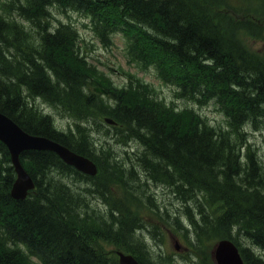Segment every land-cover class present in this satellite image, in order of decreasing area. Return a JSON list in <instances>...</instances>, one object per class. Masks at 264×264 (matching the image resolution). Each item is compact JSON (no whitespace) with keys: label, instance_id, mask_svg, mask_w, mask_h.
<instances>
[{"label":"trees","instance_id":"16d2710c","mask_svg":"<svg viewBox=\"0 0 264 264\" xmlns=\"http://www.w3.org/2000/svg\"><path fill=\"white\" fill-rule=\"evenodd\" d=\"M230 2L9 0L5 14L0 11V112L27 133L88 157L98 174H80L52 152H24L20 160L35 189L25 200H13L14 174L0 143V264H119L103 245L132 254L140 264H174L162 256L150 259L141 237L148 226L135 208L150 198V185L181 204L187 224L172 220L193 264H212L209 250L222 238L240 245L245 264H264L239 243L244 239L264 251V166L238 145L245 126L264 117V58L244 42L245 36L264 39V26L257 24L264 13L256 5L243 20ZM56 9L87 14L105 46L120 33L129 61L155 67L178 99L212 102L225 121L212 124L192 110L174 114L131 75L126 89H112L111 100L92 92L91 85L109 83L87 63L75 27L52 26ZM36 100L61 110L73 125L55 126ZM98 116L118 123L112 133L91 123ZM94 134L130 149L135 144L137 151L115 161L117 152L102 147Z\"/></svg>","mask_w":264,"mask_h":264},{"label":"rangeland","instance_id":"374dc122","mask_svg":"<svg viewBox=\"0 0 264 264\" xmlns=\"http://www.w3.org/2000/svg\"><path fill=\"white\" fill-rule=\"evenodd\" d=\"M255 0H248L246 5H250L254 3ZM9 4V0H0V11L5 12L3 9H7ZM5 14V13H4ZM58 21L61 22H71L76 26V29L82 39V52L83 54H86L87 60L90 64H92L98 71L103 72L106 74L110 79V82L115 84L118 87L125 86L127 84V81L129 78L125 75V73H128L132 76H134L137 79H140L146 83H149L155 90V93L157 97L161 98L162 100L166 101L169 104H173L181 109L184 108H193L196 110L201 116L208 119L213 124H221L224 122V116L223 114L218 110L217 106H215L213 103L207 104L205 106H198L191 102L185 101V100H177L174 98L173 89L170 86V84L165 85L164 83H161L159 79L155 75L154 69L149 70H141L137 66H133L128 64L126 61V55H125V43L122 38V36L115 35L113 37V44L109 47H104L95 37L93 31L90 29V23L89 20L83 17L80 13L76 12H62L58 9H56L53 12L52 15V25L56 27ZM25 27L30 30L29 32H32L31 28L24 24ZM33 33V32H32ZM244 42L246 43L248 49L250 52L256 54L259 57H264V39L257 37L253 38L250 36L244 37ZM91 88L93 85L90 86ZM36 106L43 111L49 113L53 119L54 123L61 128H66L68 123V120L70 118L66 116L61 110L57 108H52L50 105L45 104L41 100L35 101ZM69 118V119H68ZM71 122V120H70ZM253 124L258 126L257 129H255L253 126L247 127V134L245 135L246 142L242 139V142L239 145L240 149H243V152H252L253 157H258L261 164L264 166V119H258L257 117L253 120ZM105 130V127L102 129ZM104 133V132H102ZM102 134H94V139L97 141L100 138H102ZM106 137V136H105ZM110 137V136H108ZM111 143L110 146L113 148L115 152L120 154L124 161V151L122 150L121 145L119 143H116L114 139H110ZM132 146V145H131ZM133 149H129L127 151V156H132V153L136 152L137 145L132 146ZM126 153V154H127ZM256 153V154H255ZM149 186V185H148ZM149 192H153L154 196L152 199L159 203L160 206L163 207V205H167L166 211H169L170 215L174 211H179V216L182 214V210H179L178 208L182 209L181 204H179L176 199L169 195L167 191H164L163 188H158L155 185L149 186ZM93 200V198H91ZM99 204L100 207H102V202L94 201ZM143 205L145 206L147 203L146 199H143ZM170 219V216L169 218ZM146 223H150V218H145ZM151 225L154 224V222L150 223ZM150 225V226H151ZM168 225V224H165ZM150 229V228H149ZM161 230L158 234H153L152 229L150 231H144V239L148 247L152 250V252L157 253H164V255H172L174 257V260L177 264H192L191 261L188 259V252L183 250L182 247H180L179 251H176L173 245V240L175 242V239L182 240L181 235L178 234L175 231H169L166 226L159 227ZM180 236V237H179ZM180 240V242H181ZM182 243V242H181ZM113 248L111 246H105V251L108 253L111 252ZM255 251H257L256 248H254ZM259 254L264 255V252L261 250H258Z\"/></svg>","mask_w":264,"mask_h":264},{"label":"water","instance_id":"95a60500","mask_svg":"<svg viewBox=\"0 0 264 264\" xmlns=\"http://www.w3.org/2000/svg\"><path fill=\"white\" fill-rule=\"evenodd\" d=\"M95 91L102 92L100 89H95ZM0 141L7 146L14 172L17 175L10 191L11 197L16 200L24 199L27 191L34 187L32 179L25 172L19 160L20 153L25 150H50L55 152L66 164L84 174L94 176L97 172L95 164L89 159L45 137L26 133L2 113H0ZM211 254L216 264H243L236 247L228 240L220 241ZM117 255L119 264H139L130 255L121 252H117Z\"/></svg>","mask_w":264,"mask_h":264},{"label":"bare ground","instance_id":"6f19581e","mask_svg":"<svg viewBox=\"0 0 264 264\" xmlns=\"http://www.w3.org/2000/svg\"><path fill=\"white\" fill-rule=\"evenodd\" d=\"M62 12H76V11H72V10H66V9H64ZM77 13V12H76ZM72 26H73V24H71ZM207 104H210V102H206ZM195 114H198L200 117H202L203 118V116H201L198 112H195ZM252 117V116H251ZM251 120V119H250ZM254 120V119H253ZM252 121V120H251ZM103 137L102 138H100L99 139V141L101 142V145H102V147H105V146H110V143H111V138H109V137H105L106 135H102ZM243 140L246 142V139L245 138H243ZM116 142V141H115ZM116 143H118V142H116ZM119 145H123L122 146V150L124 151V152H127L129 149H130V147H129V145H126V144H120L119 143ZM40 151H48V152H52V153H54V154H56L55 152H53V151H50V150H40ZM243 150H241V153L244 155V153L242 152ZM76 154H78V153H76ZM57 155V154H56ZM78 155H80V156H83V155H81V154H78ZM147 155V154H146ZM150 155V154H149ZM246 155V154H245ZM123 157L120 155V154H116L115 156H114V159H115V161H118V162H122L123 161V159H122ZM148 158V157H147ZM155 160V159H154ZM157 161V160H156ZM157 163V162H156ZM9 164H10V166L12 167V170H13V174L15 173L14 172V169H13V166H12V163L11 162H9ZM160 165V164H159ZM156 166H157V164H156ZM170 166V165H169ZM166 167V166H165ZM172 169V168H171ZM155 170V169H154ZM77 172H79L80 174H83V175H85L84 173H82V172H80V171H77ZM148 172V171H147ZM152 173H154V172H152ZM148 174V173H147ZM168 175V174H167ZM179 175V174H178ZM150 179V178H149ZM150 181H152V180H150ZM35 182V181H34ZM9 196L11 197V195L9 194ZM149 196H150V198L148 199L147 197L146 198H144V199H146L147 200V203H145L146 205L144 206L143 204L144 203H142V205H136V208H135V210L137 211V213H138V216H139V218H140V220H144L145 221V215H146V209L148 208V205H149V203H148V201L150 202V207L154 210L155 209V207H156V210L155 211H161V212H163V213H165V214H168L169 213V211H166V208L168 207L167 205H163V207L164 208H162V206H160L159 205V203L158 202H156V201H154L153 199H152V197L154 196V193L153 192H149ZM143 201V200H142ZM142 201H140V202H142ZM101 202V201H100ZM239 243H242V245L244 246V247H246V248H248V249H250V251L255 255V256H258V257H260L263 261H264V255H261V254H259V253H257L258 252V250H261L260 248H258V246H255V245H252L251 243H247V242H245L244 241V239H240L239 240ZM234 245H235V247H236V249H237V251H238V254H239V256H240V258L241 259H243V261H244V258H243V256H242V252L240 251L241 249V247H240V245H236L235 243H234ZM90 246V245H89ZM85 247V246H84ZM254 248H256L257 249V251H255L254 250ZM89 251V250H88ZM261 251H263V250H261ZM264 252V251H263ZM86 253V252H85ZM115 257L117 258V257H119L118 255H115Z\"/></svg>","mask_w":264,"mask_h":264}]
</instances>
